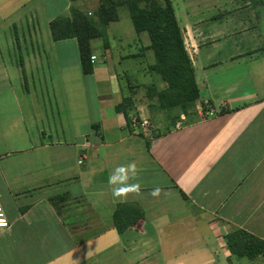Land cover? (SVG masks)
Here are the masks:
<instances>
[{"label":"crops","instance_id":"0c3cea01","mask_svg":"<svg viewBox=\"0 0 264 264\" xmlns=\"http://www.w3.org/2000/svg\"><path fill=\"white\" fill-rule=\"evenodd\" d=\"M239 1L172 0L199 99L171 126L135 75L165 88L146 33L119 40L134 46L119 70L103 31L84 75L76 40L53 41L49 23L96 0H0V264H264L225 243L234 230L264 241V9ZM133 161L141 195L116 199L108 177ZM119 204L142 211L123 234Z\"/></svg>","mask_w":264,"mask_h":264},{"label":"trees","instance_id":"16d2710c","mask_svg":"<svg viewBox=\"0 0 264 264\" xmlns=\"http://www.w3.org/2000/svg\"><path fill=\"white\" fill-rule=\"evenodd\" d=\"M76 2L79 0H68ZM93 12L71 9L69 16L57 17L49 23L53 41L75 39L78 45L81 71L91 74V41L103 35L105 27L119 20V9L126 8L134 31L146 33L149 49L153 54L151 73L164 83L162 90L155 84L147 87L146 96L155 100L158 109L173 126L179 115L194 112L199 91L195 82L191 60L185 49L182 29L172 0H96ZM131 98H124L115 110L128 117L132 107ZM53 204L55 201H52ZM142 219V211L133 204H119L113 216V228L123 234ZM225 243L235 258L252 260L264 256V241L243 230L227 234Z\"/></svg>","mask_w":264,"mask_h":264},{"label":"rangeland","instance_id":"374dc122","mask_svg":"<svg viewBox=\"0 0 264 264\" xmlns=\"http://www.w3.org/2000/svg\"><path fill=\"white\" fill-rule=\"evenodd\" d=\"M252 3H253L252 0H240L237 8L238 9H253L254 8L253 6H255V9H264V0H255L254 5H252ZM208 7H212V9H215L214 1H212V4H208ZM56 10L58 9H53V11H56ZM260 13H261V16H264L263 10H260ZM104 31H105L104 38L109 43L110 50H111L110 52H111V55L113 56L112 65L114 66L115 69L121 70V67L124 66V64H122L121 66L120 64L117 63L116 58H115L116 55H118L119 53L125 54L128 50L133 51L134 49V46L131 45L130 47L124 48V51H123V48L121 47V43L119 41L122 38L125 41V43H132V39H134L135 32L133 30V26L131 24L127 9L120 8L119 9V20L115 24L109 25ZM97 54L99 55V51L97 52ZM128 74L126 78L123 77L122 79L124 83L127 78L129 79ZM135 75L137 76V79L139 82L145 83L146 85L152 84L154 82L150 78H147V77L145 78V76L141 73H135ZM157 80L160 81L159 77Z\"/></svg>","mask_w":264,"mask_h":264},{"label":"clouds","instance_id":"9594fccd","mask_svg":"<svg viewBox=\"0 0 264 264\" xmlns=\"http://www.w3.org/2000/svg\"><path fill=\"white\" fill-rule=\"evenodd\" d=\"M135 181V182H133ZM108 186L111 195L116 199H127L130 194L141 195L142 185L139 182V168L135 161L117 165L108 177ZM151 196L158 198L161 195L159 187L151 191ZM7 227V219L0 209V231Z\"/></svg>","mask_w":264,"mask_h":264},{"label":"built area","instance_id":"2783aa9c","mask_svg":"<svg viewBox=\"0 0 264 264\" xmlns=\"http://www.w3.org/2000/svg\"><path fill=\"white\" fill-rule=\"evenodd\" d=\"M94 60H95V57H91L90 58V63L92 64L93 62H94ZM131 124H132V127L134 128V129H138V128H147L148 127V124L146 123V122H142V123H139L136 119H133L132 121H131ZM0 209H2V207H1V205H0ZM9 226V223H8V221H7V227ZM6 227V228H7ZM5 228V229H6Z\"/></svg>","mask_w":264,"mask_h":264}]
</instances>
